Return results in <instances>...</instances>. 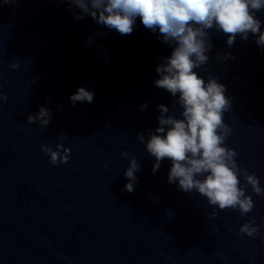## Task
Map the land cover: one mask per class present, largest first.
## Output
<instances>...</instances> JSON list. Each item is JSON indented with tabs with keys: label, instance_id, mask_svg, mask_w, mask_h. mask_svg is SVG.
<instances>
[{
	"label": "clouds",
	"instance_id": "clouds-1",
	"mask_svg": "<svg viewBox=\"0 0 264 264\" xmlns=\"http://www.w3.org/2000/svg\"><path fill=\"white\" fill-rule=\"evenodd\" d=\"M15 3L16 0H2ZM69 4V11L75 9L81 20L90 16L98 25L130 35L139 17L143 26L153 32L159 31L163 41L173 46L171 55L164 58L156 67L159 78L155 86L166 90L172 97H178L172 108L181 109L180 118L169 114V108L158 105L160 115L158 126L149 130L145 151L155 158L152 171L155 173L161 161L168 159L171 167L168 183H177L180 191L197 192L207 199L210 206L223 211L237 210L241 216L252 212L255 207L251 195L246 194L250 187L257 196L264 197L260 179L242 168L236 161L235 149L226 146V138L231 127L224 121V113L230 112L232 104L225 95L226 88L216 78L209 75L205 80L196 69H204L209 60L207 53L212 50L209 30L222 31L227 36V44L232 46L237 36L247 41L249 34L256 36L257 46H264V31L256 13L264 10V0H59ZM91 43V38H89ZM219 53L217 59H220ZM225 55L223 59H227ZM13 69L19 63L10 65ZM95 93L79 87L69 100L76 103H91ZM7 95L0 92V102ZM50 99V98H49ZM147 103L140 110L147 109ZM52 120L51 110L40 107L35 114L27 117L29 124L39 122L46 128ZM138 140L145 142L143 133L137 134ZM65 139V134H61ZM41 151L48 155L53 165L68 163L71 149L61 143L53 148L41 145ZM122 156L129 166L124 175L128 180L126 191L131 193L137 182L136 173L141 163L135 156L125 152ZM241 177L244 183L241 184ZM212 217L216 212L211 213ZM260 231L255 218L242 224L241 234L254 238Z\"/></svg>",
	"mask_w": 264,
	"mask_h": 264
}]
</instances>
